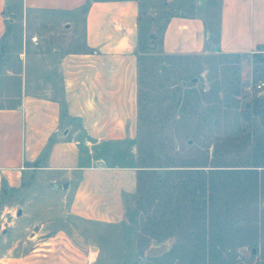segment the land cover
Wrapping results in <instances>:
<instances>
[{"label":"rangeland","instance_id":"374dc122","mask_svg":"<svg viewBox=\"0 0 264 264\" xmlns=\"http://www.w3.org/2000/svg\"><path fill=\"white\" fill-rule=\"evenodd\" d=\"M140 2L141 80L135 142L139 175L124 218L102 223L70 215L63 197L37 172L30 177V190L4 192L0 262L21 257L40 242L36 235L40 223H34V208L28 203L34 199L46 201L50 208L47 215L42 209L35 214L49 221L43 228L45 236L61 231L57 242L72 247L73 254L65 250L64 260L78 257L79 264H264V183L256 191L255 175L247 172L264 168L256 166L264 161V112L257 113L254 104L256 98H264V45L242 53L218 49L221 0ZM8 5L6 15L13 18V26L0 56V107L18 106L24 94L45 93L52 84L59 92L62 77L56 84L49 79L62 55L84 49L83 10L68 17L56 11L25 12L20 0H10ZM180 13L205 18L211 38L203 52L164 51L165 27ZM126 148L117 144L106 153L113 161L126 163L118 157ZM218 168L231 172H210ZM212 179L216 190L210 199ZM20 208L27 214L15 221L23 215H18ZM212 208L220 215L214 217ZM194 231L215 235L222 242V254L186 253ZM167 240L171 251L158 257L147 255L152 245Z\"/></svg>","mask_w":264,"mask_h":264},{"label":"crops","instance_id":"0c3cea01","mask_svg":"<svg viewBox=\"0 0 264 264\" xmlns=\"http://www.w3.org/2000/svg\"><path fill=\"white\" fill-rule=\"evenodd\" d=\"M9 1L0 0V52L7 20H13L6 15ZM87 2L23 0V10L72 17ZM141 15L140 0H92L84 11V49L62 55L49 79L56 84L62 77L60 91L52 84L45 93L24 94L18 106L0 107V203L5 190L21 194L30 190V177L39 172L63 197L70 215L102 223L124 218L139 175L135 142ZM209 37L203 16L180 13L165 27L163 49L173 54L200 53ZM263 45L264 0H221L218 49L242 53ZM117 144L127 147L118 156L126 163L115 162L106 153ZM28 203L34 208V223H40L36 231L40 242L29 253L0 264H79L78 257L63 259L66 252H73L70 245L57 242L61 231L54 230L49 237L43 233L49 221L35 214L41 209L43 215L50 213L46 201Z\"/></svg>","mask_w":264,"mask_h":264},{"label":"trees","instance_id":"16d2710c","mask_svg":"<svg viewBox=\"0 0 264 264\" xmlns=\"http://www.w3.org/2000/svg\"><path fill=\"white\" fill-rule=\"evenodd\" d=\"M91 3H92V0H88V2L82 7V9L84 11H87L89 9ZM9 6L10 5H8V7ZM19 6L23 9V0H20V5ZM7 22H8V29H9L10 27L13 26V22H11L10 19H8ZM7 32H6V34H7ZM6 34L4 35L1 52L4 49V40H5ZM210 38H211V35H210ZM140 46H141V42H140ZM1 52H0V56H1ZM140 80H141V78H140ZM139 101H140V92H139ZM254 104L256 106L257 110H255V111H257V113L264 112V110H260V108H259V107H264V98H256V102ZM141 161L143 162L144 160H141ZM143 163H145V162H143ZM140 166H149V165L141 164ZM256 166H264V161L261 160L260 162H258V164H256ZM190 170H192V169H190ZM247 170H246L247 172L253 173L255 175V177H254V181L256 183L255 188H256V191H258L260 189V183L261 182L264 183V168H263V170H260L259 168H250V169H247ZM189 172H191V171H189ZM210 172L212 174H218V173H227V172H231V171H229V169L218 168V169H210ZM209 184L211 186L208 187V189L212 190V194L209 195V196H211L210 197V199H211V198L214 197L213 193L216 190L215 189L216 182H215L214 179H212L209 182ZM206 207H208V205H206ZM209 209H211V207ZM220 213L221 212L217 208L216 209L214 208L212 210V214H213L214 217H217L218 215H220ZM150 221H153V219H151ZM222 233L223 232H221V235H222ZM189 239H190V247L188 248V251H186V253L188 252L189 255H194L195 256L201 250L204 251L205 254H207V255L208 254L215 255V257L218 256V255L220 256L222 254V251H223L222 242H220V240L218 238H216L215 235H211V237H208L206 233L201 235V234H197L194 231V232H191V235H190ZM176 248H178V247H176ZM171 250L172 249H170V251ZM174 251H175V249H174ZM225 261H226V259H224V262Z\"/></svg>","mask_w":264,"mask_h":264},{"label":"water","instance_id":"95a60500","mask_svg":"<svg viewBox=\"0 0 264 264\" xmlns=\"http://www.w3.org/2000/svg\"><path fill=\"white\" fill-rule=\"evenodd\" d=\"M156 33L154 32L153 33V36H155ZM55 186H58V184H55ZM23 208H20L18 210V215H22L23 214ZM13 219V218H12ZM172 247V243L167 240V241H163L161 242L160 244L158 245H152L148 252H147V255L149 257H158V256H162L164 255L165 253H167Z\"/></svg>","mask_w":264,"mask_h":264}]
</instances>
